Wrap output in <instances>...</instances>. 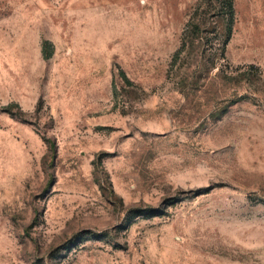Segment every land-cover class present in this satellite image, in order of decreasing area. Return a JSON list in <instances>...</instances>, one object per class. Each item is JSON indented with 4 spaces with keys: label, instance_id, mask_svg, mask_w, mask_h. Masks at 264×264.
Wrapping results in <instances>:
<instances>
[{
    "label": "rangeland",
    "instance_id": "1",
    "mask_svg": "<svg viewBox=\"0 0 264 264\" xmlns=\"http://www.w3.org/2000/svg\"><path fill=\"white\" fill-rule=\"evenodd\" d=\"M222 3L0 0V264H264V0Z\"/></svg>",
    "mask_w": 264,
    "mask_h": 264
},
{
    "label": "trees",
    "instance_id": "2",
    "mask_svg": "<svg viewBox=\"0 0 264 264\" xmlns=\"http://www.w3.org/2000/svg\"><path fill=\"white\" fill-rule=\"evenodd\" d=\"M222 8L224 10H227L228 14H230V23H233V12H234V4H233V0H222ZM231 26H229L227 28V36L229 38L230 34H231ZM152 216V215H150ZM155 216V215H154Z\"/></svg>",
    "mask_w": 264,
    "mask_h": 264
}]
</instances>
